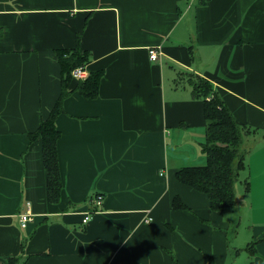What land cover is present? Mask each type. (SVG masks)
I'll use <instances>...</instances> for the list:
<instances>
[{
  "label": "crops",
  "instance_id": "obj_1",
  "mask_svg": "<svg viewBox=\"0 0 264 264\" xmlns=\"http://www.w3.org/2000/svg\"><path fill=\"white\" fill-rule=\"evenodd\" d=\"M75 49L98 75V94L69 84L55 121L63 187L52 203L42 139L31 134L62 91L57 53ZM191 75L208 80L245 129L241 187L223 211L176 179L207 163ZM96 194L99 210L89 203ZM233 226L242 248L231 247ZM11 258L264 264V0H0V264Z\"/></svg>",
  "mask_w": 264,
  "mask_h": 264
},
{
  "label": "trees",
  "instance_id": "obj_2",
  "mask_svg": "<svg viewBox=\"0 0 264 264\" xmlns=\"http://www.w3.org/2000/svg\"><path fill=\"white\" fill-rule=\"evenodd\" d=\"M79 49L65 50L57 53L62 70V91L49 116L38 131L31 134L42 139L44 168L47 172L48 198L52 203L59 201L63 183L61 180L57 141L60 132L55 121L64 112L63 102L69 95V84L73 80V69L87 64V58L79 55ZM98 75H91L86 80H77V89L86 98H94L98 94ZM195 98L201 99L206 119V143L202 151L207 163L202 166H187L176 172V179L192 189L204 194L214 211H223L236 205L235 184L239 173L245 168V152L242 147L244 127L240 126L231 111L216 94L213 85L205 78L192 76L188 79ZM175 208L187 210L179 197L173 200ZM20 259L11 258L9 264L19 263Z\"/></svg>",
  "mask_w": 264,
  "mask_h": 264
},
{
  "label": "built area",
  "instance_id": "obj_3",
  "mask_svg": "<svg viewBox=\"0 0 264 264\" xmlns=\"http://www.w3.org/2000/svg\"><path fill=\"white\" fill-rule=\"evenodd\" d=\"M149 54H150L149 55L150 59L152 61H156L160 55V52L158 49L152 48V49H150ZM71 75L76 80H86L89 77V71L87 70L86 65L79 66V67L72 70ZM103 198H104L103 195L96 194L91 198L89 203L94 205L95 210H99L102 206ZM32 216H33V214L31 212L30 206L28 205L25 213H22L21 215H19L20 224H21V227L23 229H25L27 227L28 223L32 221ZM88 220H89V215L87 214V216L84 218V223H86ZM149 221H151V219L147 218L146 222H149Z\"/></svg>",
  "mask_w": 264,
  "mask_h": 264
},
{
  "label": "rangeland",
  "instance_id": "obj_4",
  "mask_svg": "<svg viewBox=\"0 0 264 264\" xmlns=\"http://www.w3.org/2000/svg\"><path fill=\"white\" fill-rule=\"evenodd\" d=\"M241 179H240V181H237V184H235L236 185V190L238 189H240V187H241ZM235 227L233 226V228L230 230V242H231V247H240V248H242V246H245L247 243L245 242L246 241V239L244 238V236H243V234H240V235H238L239 234V230H238V232H236L235 230Z\"/></svg>",
  "mask_w": 264,
  "mask_h": 264
}]
</instances>
